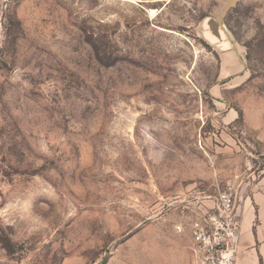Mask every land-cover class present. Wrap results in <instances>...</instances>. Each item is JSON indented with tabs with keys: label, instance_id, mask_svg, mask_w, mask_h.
Here are the masks:
<instances>
[{
	"label": "rangeland",
	"instance_id": "1",
	"mask_svg": "<svg viewBox=\"0 0 264 264\" xmlns=\"http://www.w3.org/2000/svg\"><path fill=\"white\" fill-rule=\"evenodd\" d=\"M225 2L0 0V264H191L198 208L227 187L242 208L264 0L224 19L242 61L202 34Z\"/></svg>",
	"mask_w": 264,
	"mask_h": 264
},
{
	"label": "built area",
	"instance_id": "2",
	"mask_svg": "<svg viewBox=\"0 0 264 264\" xmlns=\"http://www.w3.org/2000/svg\"><path fill=\"white\" fill-rule=\"evenodd\" d=\"M241 220L231 187L219 190L211 207L201 206L189 222L191 264H235ZM181 231V226H178Z\"/></svg>",
	"mask_w": 264,
	"mask_h": 264
},
{
	"label": "crops",
	"instance_id": "3",
	"mask_svg": "<svg viewBox=\"0 0 264 264\" xmlns=\"http://www.w3.org/2000/svg\"><path fill=\"white\" fill-rule=\"evenodd\" d=\"M238 211L241 228L235 264H264V174Z\"/></svg>",
	"mask_w": 264,
	"mask_h": 264
},
{
	"label": "water",
	"instance_id": "4",
	"mask_svg": "<svg viewBox=\"0 0 264 264\" xmlns=\"http://www.w3.org/2000/svg\"><path fill=\"white\" fill-rule=\"evenodd\" d=\"M239 0H226L220 14L217 17L207 16L202 20L203 37L222 53L237 56L240 61V51L233 42L232 36L226 27L224 19L231 8H233ZM234 52V54H233Z\"/></svg>",
	"mask_w": 264,
	"mask_h": 264
},
{
	"label": "bare ground",
	"instance_id": "5",
	"mask_svg": "<svg viewBox=\"0 0 264 264\" xmlns=\"http://www.w3.org/2000/svg\"><path fill=\"white\" fill-rule=\"evenodd\" d=\"M148 12H149V14H153V10L152 9H149Z\"/></svg>",
	"mask_w": 264,
	"mask_h": 264
}]
</instances>
